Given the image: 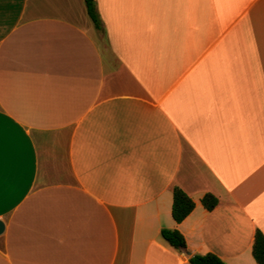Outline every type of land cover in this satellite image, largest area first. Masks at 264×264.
Returning <instances> with one entry per match:
<instances>
[{
    "label": "crops",
    "instance_id": "crops-1",
    "mask_svg": "<svg viewBox=\"0 0 264 264\" xmlns=\"http://www.w3.org/2000/svg\"><path fill=\"white\" fill-rule=\"evenodd\" d=\"M96 2L0 0V264H257L264 0Z\"/></svg>",
    "mask_w": 264,
    "mask_h": 264
},
{
    "label": "trees",
    "instance_id": "trees-1",
    "mask_svg": "<svg viewBox=\"0 0 264 264\" xmlns=\"http://www.w3.org/2000/svg\"><path fill=\"white\" fill-rule=\"evenodd\" d=\"M88 14L96 28H102V21L97 8L96 0H84ZM203 205L208 210H213L219 203L218 198L213 194H206L202 199ZM195 208L194 200L180 187L173 190L172 215L176 222L180 223L186 219ZM162 237L172 247L181 251L182 248H188L183 234L177 229H163ZM253 256L257 264H264V233L257 230L253 245ZM191 264H227L218 255L214 253L193 254L190 258Z\"/></svg>",
    "mask_w": 264,
    "mask_h": 264
},
{
    "label": "snow or ice",
    "instance_id": "snow-or-ice-1",
    "mask_svg": "<svg viewBox=\"0 0 264 264\" xmlns=\"http://www.w3.org/2000/svg\"><path fill=\"white\" fill-rule=\"evenodd\" d=\"M3 142H4V131H3V128L0 127V185H2V182H3V168H2Z\"/></svg>",
    "mask_w": 264,
    "mask_h": 264
},
{
    "label": "water",
    "instance_id": "water-1",
    "mask_svg": "<svg viewBox=\"0 0 264 264\" xmlns=\"http://www.w3.org/2000/svg\"><path fill=\"white\" fill-rule=\"evenodd\" d=\"M4 229H5V224L3 221L0 220V234L4 231ZM181 252L184 254V256L189 258L193 255V251L188 248H182Z\"/></svg>",
    "mask_w": 264,
    "mask_h": 264
}]
</instances>
